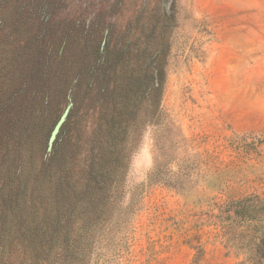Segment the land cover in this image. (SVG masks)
Returning <instances> with one entry per match:
<instances>
[{
	"label": "trees",
	"instance_id": "obj_1",
	"mask_svg": "<svg viewBox=\"0 0 264 264\" xmlns=\"http://www.w3.org/2000/svg\"><path fill=\"white\" fill-rule=\"evenodd\" d=\"M82 14L69 0H0V264H88L159 114L157 55ZM69 102L51 151L35 150L36 123ZM219 221L238 264H264V197L229 203Z\"/></svg>",
	"mask_w": 264,
	"mask_h": 264
},
{
	"label": "rangeland",
	"instance_id": "obj_2",
	"mask_svg": "<svg viewBox=\"0 0 264 264\" xmlns=\"http://www.w3.org/2000/svg\"><path fill=\"white\" fill-rule=\"evenodd\" d=\"M77 3L93 30L110 26L135 53L146 46L163 73L158 117L143 123L119 211L88 264H238L219 217L264 197V0H69L70 9ZM67 105L36 123L35 150L51 151Z\"/></svg>",
	"mask_w": 264,
	"mask_h": 264
},
{
	"label": "water",
	"instance_id": "obj_3",
	"mask_svg": "<svg viewBox=\"0 0 264 264\" xmlns=\"http://www.w3.org/2000/svg\"><path fill=\"white\" fill-rule=\"evenodd\" d=\"M71 105H72L71 103H69L67 105V107L63 111L62 115L60 116L59 120L57 121L56 125L54 126L53 130L51 131V134H50L49 139H48V146H47L48 151L51 150L52 145H53V143H54V141H55V139H56V137L60 131V128L66 120V117L68 115V112L70 110Z\"/></svg>",
	"mask_w": 264,
	"mask_h": 264
}]
</instances>
